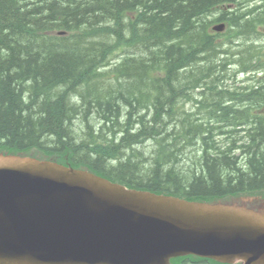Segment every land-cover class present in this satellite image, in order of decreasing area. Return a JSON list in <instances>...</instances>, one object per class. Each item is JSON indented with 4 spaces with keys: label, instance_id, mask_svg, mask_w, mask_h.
I'll list each match as a JSON object with an SVG mask.
<instances>
[{
    "label": "trees",
    "instance_id": "obj_1",
    "mask_svg": "<svg viewBox=\"0 0 264 264\" xmlns=\"http://www.w3.org/2000/svg\"><path fill=\"white\" fill-rule=\"evenodd\" d=\"M239 1L0 0V151L56 157L191 201L263 193L264 117L253 112L264 87L219 84L227 53L207 32L214 8ZM241 15L231 18L241 38H259L264 10ZM261 48L251 43L232 61L264 68ZM185 97L196 111L179 110ZM218 133L245 142L224 150ZM188 261L219 264L174 263Z\"/></svg>",
    "mask_w": 264,
    "mask_h": 264
},
{
    "label": "water",
    "instance_id": "obj_2",
    "mask_svg": "<svg viewBox=\"0 0 264 264\" xmlns=\"http://www.w3.org/2000/svg\"><path fill=\"white\" fill-rule=\"evenodd\" d=\"M187 256L264 264V207L128 189L87 170L0 154V264H172Z\"/></svg>",
    "mask_w": 264,
    "mask_h": 264
},
{
    "label": "rangeland",
    "instance_id": "obj_3",
    "mask_svg": "<svg viewBox=\"0 0 264 264\" xmlns=\"http://www.w3.org/2000/svg\"><path fill=\"white\" fill-rule=\"evenodd\" d=\"M250 1L249 0H244L243 1V5L240 6V8L237 6L235 9L239 8L238 11L234 9V13L236 14H233V18L234 19H237V17H242V13H244V11H250L253 9V4L252 3H249ZM259 3V6L261 5V2H258ZM250 6V7H249ZM264 10V7L262 8V5L260 8H255L252 12H257L255 13L256 15H258V13L262 12ZM222 10L221 8L217 10H214L213 11V14L215 15L214 19L213 17L210 15L209 19L207 20V23L208 24V28H210L211 24H214V23H217L218 21L220 22L221 21V17L223 16L222 15ZM230 16V15H229ZM227 18V16H226ZM217 22H215V21ZM210 22H213V23H210ZM233 28V27H232ZM236 28V27H235ZM241 32L240 33H236V36L242 40L243 43H245L246 41H249L250 44L252 42H254V38H245L244 36H240ZM237 41V39H235ZM261 42H259L260 45L264 46V37L263 38H260ZM225 41V39L223 40ZM120 57H123V54H122V51H119L117 52V54H115L114 56H112L111 58V64L112 66L116 65L119 61H120ZM259 59V58H258ZM258 59L257 61H255V58L252 59V62L250 64V66H253L254 65H257L258 64ZM110 66L109 68L106 69V66L102 67L101 69L104 71L105 69L106 70H109L111 69ZM225 73H228L227 76L228 78L226 80H219V84H224L226 83L228 85V89H230L231 91H234L237 89H240V87H244V86H247L248 84H246L245 82L248 81L251 77H253V73L252 72H248L247 74H241V72H239V68H233L232 70L228 71V72H224ZM252 73V74H251ZM264 73H255V78H259L261 75H263ZM112 76V75H111ZM238 78V81L240 83H236L234 84V81ZM242 83V85H241ZM203 89L199 90V91H195L194 94H192L191 96L193 97V99L195 98H198L200 97L199 99H202V96L200 95V92L202 91ZM183 102H186L185 104H183ZM193 103H195V106H193L192 103H190V101L187 100V98L185 97L184 99L183 98H180V105H179V110H181L183 108V105L185 106V110L184 111H188V112H194L197 110V102L194 100ZM201 118H205L207 117V114L205 112H203V114L200 116ZM218 135H220L219 133L215 135V139L218 140V142L220 143V145H222V147H226L229 143V141L225 140V142L223 141L224 139H222L221 137H219ZM224 142V144H222ZM228 142V143H227ZM241 144V142H238L237 144ZM227 144V145H226ZM233 199V200H232ZM227 200V199H225ZM230 200H232L231 202H234V203H237V204H242V205H246V206H255V207H259V206H262L264 207V201H261L259 197H248V196H239V197H232ZM223 201V200H222ZM190 264H193V263H190ZM203 264H207V263H203Z\"/></svg>",
    "mask_w": 264,
    "mask_h": 264
},
{
    "label": "bare ground",
    "instance_id": "obj_4",
    "mask_svg": "<svg viewBox=\"0 0 264 264\" xmlns=\"http://www.w3.org/2000/svg\"><path fill=\"white\" fill-rule=\"evenodd\" d=\"M243 1L244 0H240L238 3H233V4H228V5H237L239 8H240V6H242L243 5ZM36 2V1H35ZM223 5H225V4H222V5H220V6H217L216 8H214L212 11H211V13H209L211 16H213V19H214V17H215V15L213 14V11L214 10H217V8L218 9H220ZM261 5L262 6H264V1H261ZM239 8H237V9H235V11L237 10L238 11V9ZM233 14H236V13H232V15H230V14H228L227 15V18L229 17V15L230 16H233ZM210 15H208V17L210 16ZM226 18V19H227ZM225 19V20H226ZM208 20V19H207ZM215 21V20H214ZM224 21V20H223ZM228 22H230L231 23V25L233 26V24H232V22H231V19H229L228 20ZM210 23H213V22H210ZM209 24V23H208ZM207 24V25H208ZM212 25V24H211ZM208 30H209V28H208V26H207V32H208ZM232 34L231 35H229L228 36V39H225V41H222L221 43H218V42H216V38L217 37H214V39H215V43L216 44H218V45H220L221 46V50L222 51H225V53H227V54H222V55H220L221 56V61H225V63H228V65L227 66H225V68L223 69V70H225V72H228V71H230V70H232L233 68H239V72H241V74H247L248 72H252L253 73V77H251L248 81H246L245 83L246 84H248L247 86H244V87H240V89H237V91H240V92H244V91H249V89L250 88H254V87H259V88H261V87H264V74L263 75H261L259 78H255L254 76H255V73H256V71H254V70H252V71H248V72H245V70L246 69H243V67H241L238 63H236V62H234V61H232V57H236V58H238L237 59V61L240 59V57H239V55H238V51L241 49V48H243V49H245L249 44H250V42L249 41H246L245 43H243L242 42V40H240L237 36H236V33H237V31H236V28L233 26V28H232ZM58 36H62V35H65L66 34V32H64V31H59V32H57L56 33ZM235 39H237V41L235 40ZM255 40H254V42H252V43H254L255 45H257V46H259V47H261L262 45H260L259 44V42H261V40H260V37L259 38H254ZM240 47V48H236V47ZM262 47H264V46H262ZM242 50V49H241ZM261 57V56H260ZM259 57V58H260ZM243 58H245L244 56H243ZM255 58V61H257V59H258V57H254ZM118 64V63H117ZM116 64V65H117ZM116 65H114V66H116ZM114 66H112V67H114ZM110 66H108V68H109ZM111 67V68H112ZM109 70H111V69H109ZM251 73V74H252ZM262 73H264V72H262ZM228 73H225V75H227ZM259 74H261V73H259ZM223 86H226V87H224L226 90H228V91H231L230 89H228V85L226 84V83H224V84H222ZM222 85H221V87H222ZM223 88V87H222ZM256 90V89H255ZM235 92H236V90H234ZM231 92H233V91H231ZM236 102V101H235ZM261 106L260 107H258V108H263L264 107V101H261ZM256 109L254 112H253V114H255V115H258V117H264V115H263V113L261 112V111H259V109ZM257 118V117H256ZM227 127V126H226ZM245 128V127H244ZM238 129H241V128H237V130ZM229 131V130H228ZM220 132V131H219ZM220 134V133H219ZM219 137H221L222 139H224L223 141L225 142V139H227L228 141H229V143H228V146H226V147H222V145H220V143L218 142V140L217 139H215V136H214V139H215V141H216V143H218L217 145H220L221 146V149H228L229 147H231L235 142H241V144L240 145H242L243 144V141L245 142V139L243 140V138H241V136L240 135H236L234 138L232 137H229L228 135H227V138H225L224 136H222L221 134L220 135H218ZM224 142L222 143V144H224ZM239 145V146H240ZM233 197H236V196H233ZM232 197H229L227 200H230ZM225 200V199H224ZM191 262L190 261H188V264H190Z\"/></svg>",
    "mask_w": 264,
    "mask_h": 264
},
{
    "label": "flooded vegetation",
    "instance_id": "obj_5",
    "mask_svg": "<svg viewBox=\"0 0 264 264\" xmlns=\"http://www.w3.org/2000/svg\"><path fill=\"white\" fill-rule=\"evenodd\" d=\"M221 10H222V15H223V18L222 19H224V21H222V22H227L229 19H231L233 16H229L226 20H225V18H226V16L228 15V14H230V15H232V13L234 12V9H233V6H228V7H226V6H224V7H222L221 8ZM232 33H229V32H224V33H221V34H219V36L216 38V42H218V43H221L224 39H228V36L229 35H231ZM216 33H214V34H211V37H216ZM259 73V72H258ZM236 83H240L239 81H238V78L234 81V84H236ZM241 85H242V83H241Z\"/></svg>",
    "mask_w": 264,
    "mask_h": 264
}]
</instances>
